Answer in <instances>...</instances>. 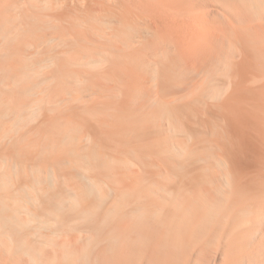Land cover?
<instances>
[{
    "label": "bare ground",
    "instance_id": "1",
    "mask_svg": "<svg viewBox=\"0 0 264 264\" xmlns=\"http://www.w3.org/2000/svg\"><path fill=\"white\" fill-rule=\"evenodd\" d=\"M0 264H264V0H0Z\"/></svg>",
    "mask_w": 264,
    "mask_h": 264
}]
</instances>
